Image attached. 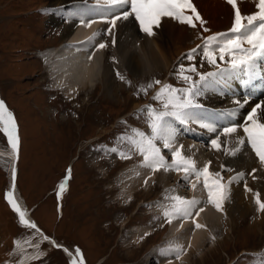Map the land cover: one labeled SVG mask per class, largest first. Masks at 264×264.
<instances>
[{
	"label": "rangeland",
	"instance_id": "obj_1",
	"mask_svg": "<svg viewBox=\"0 0 264 264\" xmlns=\"http://www.w3.org/2000/svg\"><path fill=\"white\" fill-rule=\"evenodd\" d=\"M192 3L207 22L204 27L209 32L232 25V6L227 0L208 4L201 0V12L196 0H192ZM43 4L51 8L50 0H0V93L12 108L18 126L20 139L15 187L20 203L56 244L70 252L75 246L81 248L88 264H152L151 249L154 244L165 239L167 230L165 233V229L161 228L144 238L138 236L135 240L129 234L134 227H145L141 221L147 218L149 209L143 204L158 198L162 187L170 183L163 184L159 171L151 186L139 185L132 196H125L124 190L128 185L124 184L126 177L123 174L126 166L135 161V154L128 163L129 159L116 161L114 157L111 159L107 153L101 152L98 146L102 144L100 142L113 141L130 155L132 145L119 139L132 135V129L123 126V121L140 124L134 111L147 99L152 88L148 89L147 94L140 91L134 97L133 81L128 80L127 85L125 81H142L156 76L151 71L140 77L122 73L124 80L114 76V80L117 78V81H122L119 82L121 86L115 89L114 98L101 86L93 93L80 91L75 96L77 98L69 102L57 92L47 94L43 89L44 83L48 81L55 90L56 86L46 62L41 65L34 54L38 48L39 56L41 50L60 44V34L58 27L50 22L53 12L44 18L46 13H43V9L36 8ZM238 6L246 11L250 3L238 0ZM45 23L54 25L58 36ZM184 27L189 34L195 29L197 31L198 36L195 34L196 39L190 42L194 48L199 45L194 42L200 35L208 33L199 27L198 22L194 30L186 24ZM168 45L171 63L167 68L161 66L164 75L157 74L163 75L161 81L167 77L173 60L180 55L175 45V48ZM188 50L190 48L182 51V54ZM197 51L195 55H200V49ZM168 78L173 79L171 76ZM58 87L64 93L62 87ZM54 108L56 111L53 112ZM61 110H66L68 114L61 115ZM7 149L8 145L0 131V153L3 154L0 156V258L5 255L4 250L9 247L11 237L19 235L31 242L39 240L37 232L16 224L15 216L1 200V192L7 188L10 175L7 159L11 167L13 162L8 154L11 148L10 151ZM223 155L227 157L225 151ZM219 159L214 161L215 168L221 167ZM252 163L255 162L251 160ZM251 164L239 169L248 171ZM67 167L71 169V175L67 179L66 190L57 198L52 190ZM170 182L175 183L173 180ZM251 189L256 191L249 192L250 208L241 209L240 212L235 210L236 214L232 217L225 214L224 223H218V229L210 234L213 233L215 239L210 236L200 248L193 251L189 249L185 264H247L250 258L247 252L264 247V213L259 217L253 213L254 217L251 218V212L255 209L251 198L260 190L254 184ZM263 195L260 196L261 200L264 199ZM12 241L15 242L14 239ZM42 245L43 252H39L41 258L29 264H67V255L62 249L54 248L50 242Z\"/></svg>",
	"mask_w": 264,
	"mask_h": 264
},
{
	"label": "snow or ice",
	"instance_id": "obj_2",
	"mask_svg": "<svg viewBox=\"0 0 264 264\" xmlns=\"http://www.w3.org/2000/svg\"><path fill=\"white\" fill-rule=\"evenodd\" d=\"M227 3L234 9V20L228 32H219L212 35L202 37V44L192 48L186 54V59L192 61L195 59V54L198 49H202L203 56L207 59L209 64L216 66L218 72L198 73L195 65L185 66L183 63L179 65L178 77L182 79L188 86L185 88H176L171 84L163 83L160 80H154L146 87H141L140 91L147 94L148 89L158 85L159 88L153 95L152 99L159 102L161 107L159 109L152 105H147L145 108L140 109L141 113H146L148 132L140 129H132V135L122 136L119 139L127 141L132 145L142 156V167L152 170L153 173L163 171H182L184 178L187 180L189 176L195 175L197 181L203 178V187L207 191V203L212 205L218 212H223L224 202L229 198V188L234 182H238L244 178L245 173L240 172L231 177L228 183H224V177L221 171L211 172L209 166L211 161H207L202 168H198L195 159L190 156H185L182 149L183 145L174 147L178 131L174 125V121L180 125H188L190 122L199 123L201 127L207 128L210 132H216L215 126L205 123L200 118V113L197 111L202 109V105L196 102V97L202 94L205 87L217 81V78L222 76L225 71H232L240 74L244 79L243 83L247 85L249 81L255 78L258 71H264L260 68L259 62L264 61V0H256V11L249 15H243L238 7V0H227ZM104 4L108 10L107 16H102L101 19L109 24L111 27L108 29L109 33L115 28L118 20H127L130 16H134L135 20L140 25V30L147 34L149 37L154 36V27H159L162 18L168 17L178 21L181 24H186L192 28L197 27V22L204 32L210 30L204 25L207 23L200 13L198 12L192 0H104ZM122 10V11H121ZM190 13V14H189ZM110 17V18H109ZM81 23L86 27H91L95 20H81ZM99 33H94L89 37L91 42L95 40ZM113 43L115 41L113 40ZM107 47L106 43H99L96 48L102 50ZM218 53V55H217ZM227 58V60H226ZM89 60L93 59L92 56L88 57ZM226 61L229 65L228 69H220L217 60ZM191 73L199 76V80H195ZM119 75V73H117ZM121 80L125 78L120 76ZM238 108H243L249 103V99L245 98L243 101H235ZM232 112L231 115H235ZM244 132V137L237 140V147L225 149L220 140V135L224 137H231L237 133L241 128ZM0 131L7 137L8 145L10 146L14 156L19 151V136L18 127L13 113L7 108L5 101L0 99ZM157 142L163 145V148L170 149L172 155V162L168 163L161 152V148ZM247 143L250 145L261 168H264V101L256 103L250 111L247 112L242 125L230 124L223 127L222 133L218 134L215 139L211 140V146L216 151H225V154L236 155L241 150V147ZM112 152H117L118 149H110ZM122 159H130V155L125 152H118ZM222 170L231 171L221 165ZM257 169L253 168L252 173ZM71 175V169H68V176L65 177L64 182L59 185L58 197L66 190L67 179ZM253 176V179H256ZM16 170H12V191L6 193V199L11 205L12 209L18 214L20 223L26 227L35 229L40 232L37 225L31 220L27 219V213L23 210L20 204L14 197L15 190ZM147 184V180H145ZM196 184L192 185L195 190ZM245 191L252 192L253 189L249 188L245 182ZM171 201L169 205L164 207L162 215L168 224H171L177 219H190L193 218V209L201 203L199 200L187 199L185 197L175 195L165 197ZM254 202L257 205V211L264 213V201L260 198V193L256 192L254 195ZM205 211L200 208L195 212V216ZM195 229H204L206 225L200 224L193 219ZM183 224H181V228ZM43 240H49V237L40 233ZM214 240L215 237L213 236ZM31 245V241H25ZM56 247L61 245L55 244ZM16 246L20 247V242H16ZM35 247L39 248V244ZM191 247V244H189ZM171 248V246H170ZM179 259L180 254L183 252L182 246H176L173 249ZM66 253L72 256L68 249H64ZM78 257V259H77ZM38 258V257H36ZM71 264H84V258L81 250L77 247L75 249V256ZM264 264V258L261 260Z\"/></svg>",
	"mask_w": 264,
	"mask_h": 264
},
{
	"label": "bare ground",
	"instance_id": "obj_3",
	"mask_svg": "<svg viewBox=\"0 0 264 264\" xmlns=\"http://www.w3.org/2000/svg\"><path fill=\"white\" fill-rule=\"evenodd\" d=\"M73 1L75 0H50V6L53 12V15L50 17V22L56 25L59 29L60 44L53 47H47L41 50L39 54V56L41 55L40 57H42L46 62L48 69L51 71V80L54 82L56 88L58 85L61 86L64 94L68 96L72 95V93H69L70 91L74 92L72 97H75L80 91L93 93L98 86H101L103 90H106L107 93L114 98L116 95L115 89L121 86L119 83L120 81L116 80L117 78L115 79L117 82L114 80L115 77L119 78L122 73L126 75L127 73H130L134 77H140L144 74H148L150 71L153 72V76H157V74L161 75L164 72L161 66L167 68L171 63L168 44H171L173 47L175 45L177 54H181L182 51L194 46L191 45L190 42H193L196 39V29L194 30L192 28L194 31L191 30L193 32L189 34L185 32V24L177 23L176 20L165 17L162 18L159 27H154L155 35L151 37L142 32L140 30V26L137 28L132 25L129 20H125L118 26H115L111 33L108 34L107 40L105 41L107 47L102 50H97L96 46L103 41H96L95 39L88 42L89 37L93 36H87L89 32L88 27L85 25L84 27H82V25L74 27L76 19L70 15H67L66 21H62L60 19V13L64 9V6ZM214 1L218 2L222 0H202L205 4ZM196 5L201 12V0H196ZM67 37H69V42L65 41ZM113 40L115 43H113ZM194 43H196V41ZM81 51L88 56H92L93 59H87L86 55L80 54ZM108 59H111L110 62ZM117 73H119V75ZM224 73L227 75L230 72L226 71ZM222 78L223 74L217 79L222 82ZM205 89L209 91V93L203 90L202 92L205 93V95L201 94L197 96L196 102L207 104L214 103L216 98H218V96L211 95L216 89L215 86L210 84L208 87H205ZM221 137L223 139V142L221 141L222 144H227L229 140L227 139L228 137ZM195 143L196 144H193L191 140L182 139L179 135H177L174 147L183 145L184 147L182 151L184 155L190 156L197 161L207 157V161L210 160L212 162L209 166V170L212 169L213 171H219L221 168L217 166L219 168L217 169V167L215 168L213 166L219 158V166H227L232 172L236 171L240 167H243V165L249 166V164H251V160H248L243 152H240L235 156H227L226 154L227 157L225 158L222 150L218 152L212 147L207 150L204 146H200L197 142ZM8 154H10V158L13 161L14 155L12 150L8 152ZM134 157H136L135 159L133 158L135 161L126 166V170L123 174L126 177V179H124V184L128 185V188L124 190V194L128 197L133 195V192L138 189L137 186H141L142 182L145 184V180H147L146 185L149 187L151 186V181L155 182L157 178L156 172L153 173L151 169L142 167L143 158L140 155L135 154ZM250 167L251 169H257V171L253 173L251 179H248L250 184L246 183L247 185L249 184V188H251L253 184L258 185L260 190L258 192L262 195V193L264 194V168L261 169V167L256 163H252ZM159 173L160 177L163 179V184L166 183V185L167 183L171 184L170 181H175L178 176L184 178V173L182 171L166 172L162 170ZM10 175L9 180L11 183ZM253 176H256L257 178L253 179ZM185 183L188 188L187 194L190 195V198L205 196V192L207 191L204 190L203 184L202 186L200 185V181H197L195 175L189 176V178L185 180ZM193 184L197 185L195 190L192 188ZM14 197L16 199L15 190ZM250 197L249 192H246L245 189H242L237 185H231L229 199H227L224 203L223 212H218L214 207L210 208L207 203H199L198 206L200 208H204L205 211H203L199 217H196L193 209V218L183 219L180 221L181 223L174 220L168 225L166 237L175 238L171 239L172 243L180 241L179 243L184 245L187 243L191 244V251L198 249L205 239L208 240L210 236H213V233L212 235L210 234L213 230L218 229V223H224L223 217L225 214L232 217L233 214H236L234 213L235 210L240 212L241 209L245 210L249 207L251 204L249 201ZM18 203L21 206V203ZM21 208L26 211V218L31 220L25 207L22 205ZM193 219L200 224L206 225V228L195 229ZM181 224H183L182 228ZM147 231L148 227H134L129 236L132 240H135V238L137 239L138 236H142V233H146ZM154 247L151 249V257H156L158 264H185L188 258V254H185L178 260L174 258L168 260V256L163 257V252L158 253L160 250L163 251V248L159 249L156 254ZM30 255H32V253L28 256H22L20 263L22 264L27 261Z\"/></svg>",
	"mask_w": 264,
	"mask_h": 264
}]
</instances>
